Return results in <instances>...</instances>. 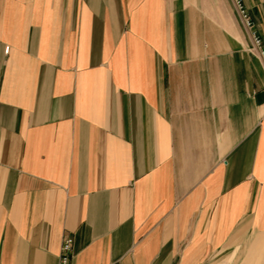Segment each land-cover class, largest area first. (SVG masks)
Returning a JSON list of instances; mask_svg holds the SVG:
<instances>
[{
  "label": "crops",
  "instance_id": "crops-1",
  "mask_svg": "<svg viewBox=\"0 0 264 264\" xmlns=\"http://www.w3.org/2000/svg\"><path fill=\"white\" fill-rule=\"evenodd\" d=\"M264 42V0H243ZM231 0H0V264H264V66Z\"/></svg>",
  "mask_w": 264,
  "mask_h": 264
},
{
  "label": "built area",
  "instance_id": "built-area-1",
  "mask_svg": "<svg viewBox=\"0 0 264 264\" xmlns=\"http://www.w3.org/2000/svg\"><path fill=\"white\" fill-rule=\"evenodd\" d=\"M232 2L237 9L245 28L249 31L251 38V51L253 54L257 55L264 66V42L257 33L254 23L245 8L243 0H232ZM73 243L74 241L71 235L63 238L60 246L59 264H71L73 256Z\"/></svg>",
  "mask_w": 264,
  "mask_h": 264
},
{
  "label": "rangeland",
  "instance_id": "rangeland-1",
  "mask_svg": "<svg viewBox=\"0 0 264 264\" xmlns=\"http://www.w3.org/2000/svg\"><path fill=\"white\" fill-rule=\"evenodd\" d=\"M227 1H229V0H227ZM231 1H232V0H231ZM233 7H234L233 9H234L235 15H236V17L238 18L240 24L244 26V24H243V22H242V20H241V17H240V15H239L238 11H237V9L235 8L234 5H233ZM245 8H246V10H247V12H248V15L250 16V18H251V20H252V17H251V15H250V13H249V11H248V9H247L246 6H245ZM252 21H253V20H252ZM253 23H254V22H253ZM254 26H255V25H254ZM244 27H245V26H244ZM248 50H249L251 53H253V52L251 51V45L248 46ZM252 250H253V247H252L251 250L249 251V260H247V264H253L254 261H255V260L257 259V257H258V253H257V252H252Z\"/></svg>",
  "mask_w": 264,
  "mask_h": 264
}]
</instances>
